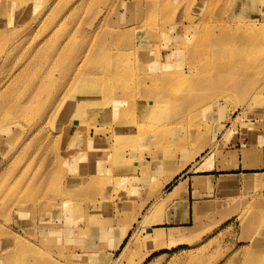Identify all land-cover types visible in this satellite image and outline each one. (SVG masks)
I'll use <instances>...</instances> for the list:
<instances>
[{"label":"rangeland","instance_id":"obj_1","mask_svg":"<svg viewBox=\"0 0 264 264\" xmlns=\"http://www.w3.org/2000/svg\"><path fill=\"white\" fill-rule=\"evenodd\" d=\"M227 27L208 57V38ZM235 52L249 58L235 66ZM102 60L121 78L101 74ZM219 64L233 72L216 74ZM153 73L158 82H142ZM144 87L156 93L147 113ZM196 98L206 107L186 117ZM132 127L162 130L159 143L142 139L131 155L119 133L100 147L87 137ZM251 131L264 152V0H0V264H264V184L219 192L187 224V191L185 207L168 201Z\"/></svg>","mask_w":264,"mask_h":264},{"label":"bare ground","instance_id":"obj_2","mask_svg":"<svg viewBox=\"0 0 264 264\" xmlns=\"http://www.w3.org/2000/svg\"><path fill=\"white\" fill-rule=\"evenodd\" d=\"M230 30H231L230 27H227V29H225L226 34L224 35L223 38H221V40H219L215 35H212L211 37L208 38V42L210 43V46L212 47L210 49V53L207 54L208 57H214V54L218 52L217 49L218 48H222V45L220 44V42H222V41L228 42V38H230L232 36V33L230 32ZM103 56H104V59L103 60H105V59H107L108 54L103 55ZM198 57L201 59V57H202L201 56V53L200 54H197V55H196V53L194 54V58H198ZM248 58H249V55L248 54L242 55V52H235V53H232L230 55H227L226 58H225V60L227 61V60H230L231 59V60L234 61L233 65L235 64V66H238L241 63V61H243L245 59L247 60ZM103 60L101 62H99V63L96 64L97 65V69L99 70V72L101 74H105V75H108V76L109 75H113V78L114 79L121 78L122 73L120 71H116V73H114L113 70L108 69L109 68L108 67L109 64L106 63V62H103ZM209 60H211V59H209ZM166 64H167L166 62L157 63V68H156L157 70L156 71L157 72H161V74H165ZM221 64H219L220 66H217L216 69L214 70L216 74L218 72H220V71H223V72H225L227 74H230L231 72H233V67L228 66L227 68H225V67H222ZM97 69L95 68V70H97ZM205 73H207V71L201 70L200 72L195 73V75L196 76H208V74H205ZM158 74L159 73H153V74L150 75V77L144 78L142 80V82H145L147 80H150V82H155L156 83V82H158ZM105 75H104V77H105ZM175 79H180V78H175ZM104 80L106 81L107 79H104ZM79 81L81 82L82 81V78H80ZM113 82L114 81L112 80L111 83H113ZM181 83L182 82H180L178 84H181ZM80 86L83 87V84L81 83ZM90 91H91L90 89H88V92L86 91V96L80 93L83 100L84 99L86 100L88 98L87 94ZM152 94H153V92L150 91V89L148 87L142 88L141 91L139 92V95L141 97L146 98V100L142 102L143 103V105H142V111L144 113L145 112L147 113V111H148V110H146L148 104L151 103L152 104L151 107H153V105H154V103L152 101H147L149 97L156 96V93L154 95H152ZM89 95L92 97L91 93ZM85 100L83 101L84 104H85V102L86 103L88 102L87 100L86 101ZM172 100H173V98L170 97L169 98V101H172ZM206 103H207V99H205V100L204 99L199 100V98H196L193 101H190L189 103H187V107H189V109L186 110V115L185 116L186 117H188L189 115L191 116V114H193L196 109H199L201 107H206ZM11 107H15V103L12 104ZM149 109H152V108H149ZM114 111L118 112L119 111V107L115 108ZM62 114H66V117L69 116V113H67V111L65 113H64V111H62ZM72 114H73V116L79 118V115L82 114V109L74 110L72 112ZM174 117L175 116H173V115H170L168 117V124H174L175 121L178 120V118H177V120H175ZM74 120H73L74 121L73 125H74L75 129L74 128H70L69 131L66 130L67 134L65 135L68 149H72V150L73 149H75V150L78 149V147H76V145H77L76 144V140H74V137H75L74 132L75 131L76 132L77 131H80L81 128L83 127V124H84L83 120H78L76 118ZM70 122H72L71 121V118L69 120H66V123L65 124L70 125L71 124ZM179 122H181V120H179ZM65 128L67 129V127H65ZM118 133L120 135H123V136L129 138V143L128 144H129V148H131L129 154L133 155L134 154L133 153V149L136 147V145H138L139 143H141L140 141L142 139L148 140V142L159 143L160 137L162 135V130H160V129L150 130V129H145V128H142V127H136V128L132 127V128H129V129L128 128L121 129L119 131H116V130L113 131V132L110 131V136L109 137L108 136L105 137L106 133H103L102 134L100 131H95L94 132V135H92V134L90 135V134L87 133V137H88V140L90 142H93L91 146H93V147L99 146L100 147V146H103L105 144V142H109V139H111L113 136L117 135ZM67 152L65 153L63 151L62 152V156H66ZM123 153H125L126 155H128V149L126 151H124ZM150 157H152V160L153 161L155 160V154L154 153H151L150 154ZM210 159H211V157H210ZM147 163L149 164L150 161H148ZM186 166H187V164H185L182 167V169H184ZM136 169H138V168L136 167L134 170L133 169H130L129 172H128L129 176H131V174H133V173H135L136 176H137V174L139 175V173L137 172ZM180 169L181 168H176V169L168 172L169 175H166L165 176L164 180L162 181V184L165 185V184L170 183L174 179V177L177 175V173H178V171ZM201 169H204V167H201ZM69 170H72V169H69ZM165 172H166V170H165ZM157 175H161V176L164 175V170L160 169L159 172L157 173ZM143 177H146V174H144ZM156 177H158V180H159V176H156ZM236 183L237 182H235L233 180H226V178L221 177L220 180H219V182H218V187L219 188H222V189L233 188V187H235V184ZM253 183H251L252 186L253 185H256L258 182L255 181V180H253ZM246 186H248V185H246ZM185 189H186V182L180 183V184L176 185L174 187V189L168 195V201H169V203H171L175 208H178V207L183 208V207L186 206V204L184 205V203H183L184 193L186 191ZM61 196L62 195L59 193L58 196H56V197L57 198H61ZM125 236H126V231L124 230L122 232V234L117 239H115L114 242L112 241V244H111L112 247L113 248H118L120 246V244L123 242ZM148 241H149L150 245H157V243L161 242V239H160V236H157L156 235L154 238H150ZM122 249H123V251L125 250V248H122ZM123 251H122V253H124Z\"/></svg>","mask_w":264,"mask_h":264},{"label":"crops","instance_id":"obj_3","mask_svg":"<svg viewBox=\"0 0 264 264\" xmlns=\"http://www.w3.org/2000/svg\"><path fill=\"white\" fill-rule=\"evenodd\" d=\"M260 136L258 131L248 132L245 136L239 133L237 143L222 151L219 161L212 165L213 169L205 170L212 168L207 163L209 161L212 164V160L209 158L205 163H200L196 167V169L204 171L183 180L182 183L186 182L185 190L188 197L192 198L190 201L194 203L190 204V207L188 206L183 224L193 221L196 214L206 215L208 211H211L216 203L214 201L218 200V194L221 191L227 193L230 192V189L238 186L257 187L252 186L253 180L264 184V152H261L259 148ZM221 177L237 182L235 187L219 188L218 182ZM195 193L198 196L196 198Z\"/></svg>","mask_w":264,"mask_h":264}]
</instances>
